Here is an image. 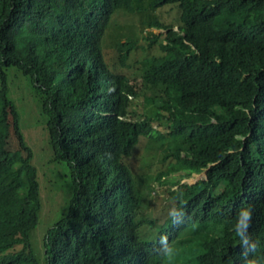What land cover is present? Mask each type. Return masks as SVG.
<instances>
[{
  "label": "trees",
  "instance_id": "trees-1",
  "mask_svg": "<svg viewBox=\"0 0 264 264\" xmlns=\"http://www.w3.org/2000/svg\"><path fill=\"white\" fill-rule=\"evenodd\" d=\"M135 1L0 0V264H165L164 234L174 264H243L233 226L248 204L264 259V0H151L174 18L149 20L163 32L146 37L160 52L143 66L128 62L132 39L102 50L109 23L136 13ZM10 71L40 93L53 160L71 181L65 213L42 236L43 263L32 243L38 172ZM141 136L173 144L154 165L168 184L160 217L126 162ZM204 170L193 183L170 175ZM173 206L183 224L168 217Z\"/></svg>",
  "mask_w": 264,
  "mask_h": 264
},
{
  "label": "rangeland",
  "instance_id": "rangeland-1",
  "mask_svg": "<svg viewBox=\"0 0 264 264\" xmlns=\"http://www.w3.org/2000/svg\"><path fill=\"white\" fill-rule=\"evenodd\" d=\"M150 2L151 0H137L135 1L136 13L128 14L121 11L114 16L102 39L104 56L113 54L116 43H123L128 39L137 41L128 57V62H132L134 65L143 66L146 57L152 53L159 54L157 45L149 47L146 37H152L163 32V30L149 26L148 22L154 16L161 18L164 22H168L174 16L172 12L167 16L162 9L151 8ZM139 7L141 8L138 9ZM9 73V96L13 99L18 110L20 130L25 143L32 150V163L38 172L41 208L33 232L32 243L37 256L43 263L42 236L46 233L47 228L65 213L68 199L72 194L71 181L66 165L63 162L58 163L53 160V152L48 143L49 136L45 127L47 117L40 109V93L32 86L27 76L17 72L15 74V71ZM132 80L135 78L133 77ZM158 129L166 132L163 123L158 126ZM162 138L141 136L133 154L126 160L138 184L141 183L144 186L145 191L142 190V194L145 197L143 202L145 210L157 217L163 216L167 210L165 203L168 184H160L154 178L159 171V166L155 168L154 165H159L158 161L161 160L162 153L173 147L169 137ZM10 139L12 144L16 146V139L13 137ZM148 164L151 165L147 166ZM170 175L179 179L180 182L186 183H193L205 177L204 172L183 176L181 171H176ZM180 249L183 250V248Z\"/></svg>",
  "mask_w": 264,
  "mask_h": 264
},
{
  "label": "clouds",
  "instance_id": "clouds-1",
  "mask_svg": "<svg viewBox=\"0 0 264 264\" xmlns=\"http://www.w3.org/2000/svg\"><path fill=\"white\" fill-rule=\"evenodd\" d=\"M167 215L174 225H180L184 223L187 214L183 207L173 206L168 210ZM252 221L253 205L248 204L242 206L235 216V223L233 226L235 238L238 239L241 248L239 255L243 258V264H264V259L256 256L258 241L254 240L250 234ZM158 245L157 252L163 258L165 264H174L175 258L178 255V250L174 247L172 242H170L167 234L159 237Z\"/></svg>",
  "mask_w": 264,
  "mask_h": 264
},
{
  "label": "water",
  "instance_id": "water-1",
  "mask_svg": "<svg viewBox=\"0 0 264 264\" xmlns=\"http://www.w3.org/2000/svg\"><path fill=\"white\" fill-rule=\"evenodd\" d=\"M205 172H206V171H204V175H205Z\"/></svg>",
  "mask_w": 264,
  "mask_h": 264
}]
</instances>
